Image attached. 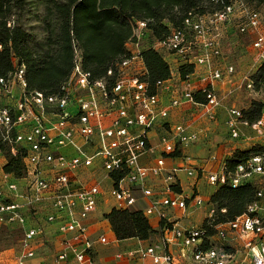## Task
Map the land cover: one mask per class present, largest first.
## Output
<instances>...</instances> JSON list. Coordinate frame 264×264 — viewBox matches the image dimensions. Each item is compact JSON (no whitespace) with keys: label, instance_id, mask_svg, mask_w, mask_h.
Here are the masks:
<instances>
[{"label":"built area","instance_id":"built-area-1","mask_svg":"<svg viewBox=\"0 0 264 264\" xmlns=\"http://www.w3.org/2000/svg\"><path fill=\"white\" fill-rule=\"evenodd\" d=\"M146 32L145 22L135 24L125 45L127 56L99 80L83 69L81 52L74 45L72 72L52 95L28 91L23 66L0 78V227H16L21 233L15 264L33 259L44 244L41 221L58 226L61 247L55 256L57 264H99L86 223L101 205L109 211L127 210L139 199L147 203L143 216L158 218L159 238L144 247L117 253L116 261L230 264L238 252L232 242L238 241L248 264H264V151L233 170L224 161L218 171L207 175L214 187L237 189L248 183L257 187L261 182L256 199L234 221L212 226L211 211L207 218L214 234L209 235L201 226L178 227L166 212L174 209L185 214L202 207L204 201L197 194L189 197L176 192L178 173L198 176L189 157L183 158L181 167L165 169V158L180 155L198 136L189 134L182 125L164 127L171 109L190 104L200 107L209 121H215L217 111L224 109L227 134L233 141L248 140L243 128L264 139V115L248 123L241 110L224 107L221 91L216 89L217 83L228 86L227 90L244 89L264 105V83L256 89L253 79L264 64V3L229 0L219 11H191L180 29H171L163 41H154L152 49L170 66V79L157 83L156 94H150L143 81L146 70L140 41ZM231 32L251 39L252 64L239 80L237 68L222 48ZM182 67L193 68L185 80L180 78ZM174 74L179 77L178 87L172 84ZM164 92L171 94L166 106H162ZM197 92L204 96V104L194 101ZM156 128L163 131L158 136L162 156L153 166L141 165L140 158L155 151L148 134ZM7 157L21 159V176L5 173ZM86 171H101L110 181L108 194L114 204L105 198L102 180L84 181L80 177ZM116 175H120L117 182L112 177ZM150 176L163 177V194L146 186ZM42 213L46 214L44 219L40 218ZM98 242L109 244L106 237ZM173 247L178 248L177 255L172 253Z\"/></svg>","mask_w":264,"mask_h":264},{"label":"trees","instance_id":"trees-1","mask_svg":"<svg viewBox=\"0 0 264 264\" xmlns=\"http://www.w3.org/2000/svg\"><path fill=\"white\" fill-rule=\"evenodd\" d=\"M0 0V78L24 67L27 90L52 95L69 78L73 69L75 45L81 52L82 67L94 80L102 79L117 61L127 56L125 45L133 36L137 22H145L154 41H163L171 29H180L186 15L219 11L229 0ZM261 5L264 0H246ZM32 19L39 34L23 27ZM146 74L143 81L150 94L157 93V83L170 79L168 62L152 47L141 49ZM193 73L192 67H182L180 78ZM256 89L264 83V64L253 75ZM197 104H204V96L193 95ZM244 119L253 123L264 114V105L252 101L250 109L242 111ZM264 151L255 146L247 152L237 151L226 160L229 170L249 157ZM5 173L21 176L20 158L7 157ZM117 182L120 175L112 176ZM177 194L180 193L176 189ZM257 187L248 183L237 189L220 186L209 202L217 210L212 226L234 221L256 199ZM224 211V213H222ZM117 241L136 239L149 241L159 234L142 211L137 209L111 210L103 215ZM206 218L201 227L209 235L214 230ZM18 231L16 227H4Z\"/></svg>","mask_w":264,"mask_h":264},{"label":"crops","instance_id":"crops-1","mask_svg":"<svg viewBox=\"0 0 264 264\" xmlns=\"http://www.w3.org/2000/svg\"><path fill=\"white\" fill-rule=\"evenodd\" d=\"M228 43L231 47V50L234 52H238L237 54H233L235 64L238 67L239 75L236 77V80L240 79V76L249 71V64H252V52L250 48L244 49L243 44L235 38V33H230V38H228ZM250 59H245L242 57L243 53L247 52ZM247 57V56H246ZM230 62V61H229ZM201 72V70H200ZM194 81V79H192ZM173 86H179V77L177 74H174L172 77ZM228 88V86L223 85L222 83L216 84V89L223 92ZM162 106H166L168 104L169 98L171 94L169 92L162 93ZM235 107V106H234ZM244 110V109H242ZM226 113L223 109L217 111L215 121H209L208 118L204 115L203 110L200 107L183 104L182 106L171 109L169 111L168 117L165 121L166 126L165 129L172 126L182 125L187 128V132L189 134H196L198 136V140L195 144H192L186 148L182 149L180 155H175L171 157L165 158V169L170 170L171 168H179L183 165V158L189 157L192 161L193 168L198 172V176L196 177H183L184 173H178L176 176V182L180 192L186 196H193V194H197L201 197L200 187L201 186H212L207 181V175L209 173H213L218 171L220 164L230 158L237 151L247 152L251 150L255 146H260L264 148V139L255 137V134L252 133L253 137H249L248 140L243 141H233L229 138L227 134V128L225 125ZM249 131V130H248ZM162 129L156 128L149 132L148 138L150 140V145L155 148L153 153H149L140 158V164L144 166H153L154 162L157 158L162 156L161 149L158 146V136L162 133ZM212 157L215 158L212 160ZM90 174L89 171L81 172L80 177ZM103 173L101 171H97L92 173V177H96L101 179ZM104 176V175H103ZM98 180V179H97ZM146 186L155 192H160L163 194L165 191L166 184L164 183V179L162 176L159 177H149L146 183ZM214 187V186H212ZM218 187H215L213 192L203 199V201H209L210 197L216 192ZM135 196L139 199L140 196L136 193ZM142 205V206H141ZM102 206V205H101ZM147 207V203L139 199L137 204L132 209H137L142 211ZM191 212L182 214L178 210L167 209V214L170 215L173 221H177V226L180 228H188L191 226H200L202 222L200 219V223L194 222V213L197 212L196 208ZM109 210L100 215V212H96L93 214L89 221L86 223L88 227V233L92 241L95 242L94 251L95 258L99 264H144L140 262H130V261H116L115 255L117 253H121L130 249H135L139 246L144 247L153 241H156L159 238V235L153 237L149 241H139L136 239H130L125 241H117L115 236L111 230L109 223L104 220L103 215L108 213ZM45 213H42L40 218L44 219ZM201 216V215H200ZM151 225V227L155 231H159V220L156 216L146 217ZM193 218V219H192ZM207 217H205L206 219ZM45 228V240L44 244L38 248L36 255L33 259L25 261L24 264H57L55 261V256L59 252L61 247V238L57 231V224L53 225H45L44 221L41 223ZM4 228V227H3ZM106 230L109 232L110 237L103 234V231ZM100 237H106L109 241L108 245H102L98 242ZM113 243V244H112ZM120 243H127L128 245L124 248V250L120 249ZM115 251L112 257H106L108 252ZM174 255H177L178 248L173 247L171 250ZM17 256V251L15 250H6L0 252V264H15V259Z\"/></svg>","mask_w":264,"mask_h":264},{"label":"rangeland","instance_id":"rangeland-1","mask_svg":"<svg viewBox=\"0 0 264 264\" xmlns=\"http://www.w3.org/2000/svg\"><path fill=\"white\" fill-rule=\"evenodd\" d=\"M23 27L25 29H27L28 31L39 34L38 33L39 32V29H38L39 26L32 19L24 20ZM228 38H230V35L228 36ZM228 38L226 40H224V42L222 44L223 53L227 54L230 63L235 65V67L238 70V67L234 61V57L232 55L237 54L239 56V54H238V52H234L233 50H231V47L228 43ZM235 38L243 44L245 50L250 47L251 39L249 37H238V35L235 34ZM153 45H154L153 38L151 37V35L148 32H146L144 37L140 41V48L141 49L150 48ZM247 53H248V51L246 53L244 52L242 57H245V59L246 58L250 59V57H249V55H247ZM249 67H251V64H249ZM238 72H239V70H238ZM248 72L249 71L247 70V72L243 73L242 75H245ZM221 97L223 99L224 107L230 108L231 106H235L237 109H239L241 111H243L242 109H244L245 111L250 109L252 101H258V100H256L258 98H255L253 95H251L250 93H248L244 89H242V90H239V89L238 90H227L226 89L225 91L221 92ZM74 111L76 112V108H74ZM224 112H225V110H224ZM241 130H242V133L244 135H246L247 137H253L251 130L248 131V129H246V128H243ZM253 134H255V133L253 132ZM183 177H186V174H184ZM99 178H97V179L102 180L101 186L103 187L104 190L107 191L105 198L109 200L110 205L114 204L113 199L110 197V194H108V192H110V186H111L110 181L107 178H105L103 175L101 177L102 179H99ZM82 179L84 181L97 180V179H94V177H92L91 174L83 176ZM11 181L13 183H16V184L18 183L17 180H11ZM260 183L257 184L259 187H260ZM214 189H215V187H212V186L211 187L210 186H201L200 187V194H199L201 196V199L208 197L213 192ZM107 209H108V207L100 206L98 212H100V215H101L102 213L107 212L108 211ZM193 210L194 209H189L188 212L192 213ZM196 210H197V212L194 213L195 217H194L193 225H196L197 222H198V224L200 222L203 223L205 220V217H208L209 214L211 213V211H213L212 219L215 221L217 219L216 218L217 217V210L213 205L210 204L209 201H205L203 206L200 208H196ZM222 213H224V212H222ZM200 219L201 220L203 219V220L200 221ZM202 223H201V225H202ZM103 234L107 235V237L108 236L110 237L109 232L106 230L103 231ZM20 239H21V233L20 232H17V231L15 232L11 229L0 227V252L6 251V250H11V249L18 252L19 246H20ZM127 245H128L127 243H120V249L119 250L120 251L124 250V248ZM232 245L234 247H237L238 252H236V253L233 252L234 254H233V257L230 261V264H248V261L245 259V256H244V250L242 247L239 246L238 241L232 242ZM115 252H116V250L108 252L106 257H112Z\"/></svg>","mask_w":264,"mask_h":264}]
</instances>
